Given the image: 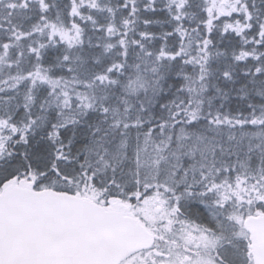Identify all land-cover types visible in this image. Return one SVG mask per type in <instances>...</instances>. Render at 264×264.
<instances>
[{
	"label": "snow or ice",
	"instance_id": "snow-or-ice-1",
	"mask_svg": "<svg viewBox=\"0 0 264 264\" xmlns=\"http://www.w3.org/2000/svg\"><path fill=\"white\" fill-rule=\"evenodd\" d=\"M0 264H264V0H0Z\"/></svg>",
	"mask_w": 264,
	"mask_h": 264
}]
</instances>
